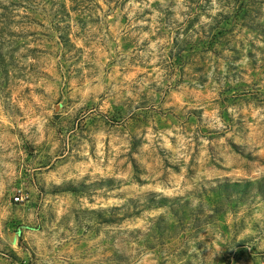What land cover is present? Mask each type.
Returning <instances> with one entry per match:
<instances>
[{
  "label": "rangeland",
  "instance_id": "rangeland-1",
  "mask_svg": "<svg viewBox=\"0 0 264 264\" xmlns=\"http://www.w3.org/2000/svg\"><path fill=\"white\" fill-rule=\"evenodd\" d=\"M0 264H264V0H0Z\"/></svg>",
  "mask_w": 264,
  "mask_h": 264
},
{
  "label": "built area",
  "instance_id": "built-area-1",
  "mask_svg": "<svg viewBox=\"0 0 264 264\" xmlns=\"http://www.w3.org/2000/svg\"><path fill=\"white\" fill-rule=\"evenodd\" d=\"M15 200H18V198H15Z\"/></svg>",
  "mask_w": 264,
  "mask_h": 264
}]
</instances>
